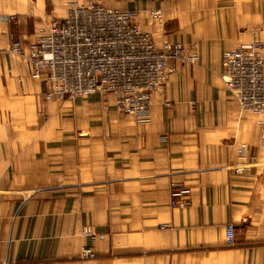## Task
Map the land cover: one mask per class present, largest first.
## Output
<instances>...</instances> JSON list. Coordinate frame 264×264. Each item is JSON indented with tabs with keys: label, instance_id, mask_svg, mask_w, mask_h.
<instances>
[{
	"label": "crops",
	"instance_id": "0c3cea01",
	"mask_svg": "<svg viewBox=\"0 0 264 264\" xmlns=\"http://www.w3.org/2000/svg\"><path fill=\"white\" fill-rule=\"evenodd\" d=\"M75 1L133 11L155 43H182L199 59L169 63L141 116L116 111L108 94L45 100L41 78L9 47ZM219 5L0 0V16L20 19L0 21V264H264V139L223 77L224 52L254 36L236 26L245 13Z\"/></svg>",
	"mask_w": 264,
	"mask_h": 264
},
{
	"label": "built area",
	"instance_id": "2783aa9c",
	"mask_svg": "<svg viewBox=\"0 0 264 264\" xmlns=\"http://www.w3.org/2000/svg\"><path fill=\"white\" fill-rule=\"evenodd\" d=\"M135 17L133 11L98 1H75L62 19L38 27L29 43L14 39L9 49L28 60L33 75L45 85L46 100L108 94L118 111L141 116L150 108L153 93L165 84L169 63L194 64L199 55L167 39L158 45ZM224 58L226 87L243 110L258 116L264 139V41L240 44L225 51ZM226 228V243L232 245L234 226ZM84 233L96 237L89 228ZM83 255L93 257L94 251L87 246Z\"/></svg>",
	"mask_w": 264,
	"mask_h": 264
},
{
	"label": "rangeland",
	"instance_id": "374dc122",
	"mask_svg": "<svg viewBox=\"0 0 264 264\" xmlns=\"http://www.w3.org/2000/svg\"><path fill=\"white\" fill-rule=\"evenodd\" d=\"M220 9L222 10H232L234 13H236L237 11H239V13H245V16L243 17H238L235 18L236 20V26L241 27V28H246V30L250 29L253 36H254V40L253 41H264V0H220V5H219ZM20 19H15V21H19ZM6 23H12L14 21H5V20H0ZM45 21H43V19L38 18L36 20L37 23V27H40L41 25L44 24ZM43 23V24H42ZM16 39L13 38L12 41ZM11 41V42H12ZM251 41V40H250ZM252 42V41H251ZM244 44V43H242ZM91 95H101L105 98V95L107 94H102V93H96V94H85V95H81L78 98L75 99H71L69 100L68 98H58L60 101H66L69 100L72 103H76V101L78 99H86ZM113 99V97H112ZM46 100V99H45ZM114 102V107L117 110L116 104H115V98L113 99ZM64 111H67V109H63ZM82 111L77 110L76 113H80ZM120 112V111H118ZM131 114V113H128ZM42 115L45 118L49 117V113L47 111V113H45V110H42ZM41 116V113H40ZM62 118L65 117L64 113H61ZM83 116V114H77V117H81ZM42 117V116H41ZM85 128H86V123L85 122H78L77 123V129H76V141H85L84 139L87 138L86 137V132H85ZM61 129H64L63 124H61ZM63 130H61V133L63 132ZM66 135H68V132L65 133V138L62 137L61 141H65L66 139H69L68 137H66ZM90 136V134H89ZM95 136L99 137L98 134H95Z\"/></svg>",
	"mask_w": 264,
	"mask_h": 264
},
{
	"label": "bare ground",
	"instance_id": "6f19581e",
	"mask_svg": "<svg viewBox=\"0 0 264 264\" xmlns=\"http://www.w3.org/2000/svg\"><path fill=\"white\" fill-rule=\"evenodd\" d=\"M115 104H116V102H115ZM120 112H124V111H120ZM124 113H127V112H124Z\"/></svg>",
	"mask_w": 264,
	"mask_h": 264
}]
</instances>
